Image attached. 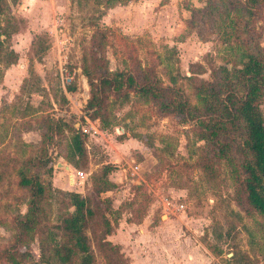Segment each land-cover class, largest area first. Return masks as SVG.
<instances>
[{
    "label": "rangeland",
    "instance_id": "rangeland-1",
    "mask_svg": "<svg viewBox=\"0 0 264 264\" xmlns=\"http://www.w3.org/2000/svg\"><path fill=\"white\" fill-rule=\"evenodd\" d=\"M207 3L103 1L100 17L84 0L0 1V28L10 33L8 39L0 36V69L9 50L18 55L0 78V264H45L38 237L53 223L56 197L44 205L34 234L20 238L16 221L26 214L30 193L19 186L17 171L33 157L50 161L31 171L51 183L47 171L59 161L56 152L62 163L91 172L84 196L94 212L86 234L95 264H264V218L248 205L238 182L243 160L238 130L228 126L206 142L200 134L211 130L193 119V106L203 113L197 88L212 85L221 96L224 75L217 67L230 69L252 39L242 34L227 46L223 27L227 21L239 23L235 13L227 19L197 15L196 25L190 24L192 9ZM260 12L252 21L258 32L253 43L264 49V0ZM62 69L73 77L66 96ZM117 72L138 83L150 74L171 90L164 98L140 96L126 82L120 94L108 92L104 129L92 111L87 114L89 80ZM126 91L130 98L123 104ZM184 102V112L174 107ZM163 103L173 107L167 110ZM260 109L264 117V99ZM62 118L69 133L83 135L87 159L79 169L65 158L70 155L66 141L54 135L52 125ZM85 118L102 135L83 133L89 127ZM106 164L113 167L108 180L114 186L101 192L92 175ZM163 197L182 203V212L164 213ZM233 253L237 257L230 260Z\"/></svg>",
    "mask_w": 264,
    "mask_h": 264
},
{
    "label": "trees",
    "instance_id": "trees-1",
    "mask_svg": "<svg viewBox=\"0 0 264 264\" xmlns=\"http://www.w3.org/2000/svg\"><path fill=\"white\" fill-rule=\"evenodd\" d=\"M103 1L109 5L112 2L126 4L129 0H84L85 3H92L100 17L103 15L100 9ZM261 6L262 0H208L205 8L192 9L190 24L196 25L197 15H201L200 18L212 16L217 19L222 16L228 18L229 15L235 13L239 18V23L233 22L230 26L227 21L223 27L224 41L227 46H229V41L231 46L233 41L239 39L242 34H252V39L249 40L250 47L246 52L240 53L238 61H235L230 69H227L226 66L217 67V70L224 75V82L221 84V87L225 88L223 94L219 96L215 87L202 84L197 88V96L203 113L200 112L197 105L192 109L196 113L193 119L197 121L198 125L208 132L211 130L209 134L201 132L200 139L203 141L207 142L217 138V132H225L228 126L233 131L238 130L241 138L239 152L243 156L240 172L242 179L238 181L239 186L246 196L248 205L264 218V117L260 109L264 99V49L253 43V35L257 31L252 25V21H257L260 17ZM9 34L3 27L0 28V36L8 39ZM3 43L0 40V54L3 53L1 49ZM7 57L4 68L0 69V78L2 70L16 64L18 60V55L13 50L8 51ZM1 59L4 57H0V62H3ZM238 66L239 68H237ZM232 77L234 81L230 82L229 79ZM126 82L127 88H133L140 96L152 95L156 98H164V93L171 90V88L160 86L159 81L150 74L144 75L140 83L135 82L129 74L125 75L121 72L102 74L96 80L90 79V98L86 104L87 114L92 111L90 116L99 119L104 129L108 126V120L104 113L107 107L108 92L113 96L120 94ZM70 90H74V88H70ZM123 98L122 103L124 104L129 101L130 94L126 91ZM161 106L170 110L173 104L163 103ZM174 107H178L180 112H184L188 104L186 102L177 103ZM52 128L55 137L66 141L65 146L70 151L69 157H65L66 160L74 162L73 166L79 169L87 159L83 135L80 130L69 133L68 126L63 120H58L52 125ZM67 133L69 134L67 135ZM44 136L41 135L42 141L45 139ZM238 145L240 146V143ZM219 150L222 152L220 154L227 153L226 150ZM56 156L63 157L57 152ZM75 158L77 161H74ZM49 162L42 163L33 157L17 171L19 186L29 189L30 193L27 212L16 221L17 235L21 238L24 233L31 236L34 234L38 219L45 212L44 205H50L49 200L54 194L56 206L53 223L38 237L41 261L45 264H73L75 262L77 264H95L94 254L86 234L89 219L94 214L89 205L90 200L76 192L53 189L51 183L45 181L41 174L31 171L32 167L36 168L40 165L46 167ZM112 170L111 165H105L99 173L92 175L101 192L109 191L114 186L108 180ZM47 174L48 176L52 174L51 169H48ZM1 181H3L2 175L0 176ZM236 257L237 254L233 253L230 260H234Z\"/></svg>",
    "mask_w": 264,
    "mask_h": 264
},
{
    "label": "crops",
    "instance_id": "crops-1",
    "mask_svg": "<svg viewBox=\"0 0 264 264\" xmlns=\"http://www.w3.org/2000/svg\"><path fill=\"white\" fill-rule=\"evenodd\" d=\"M61 89H62V92L66 96V94H67L66 90L62 87V85H61ZM61 120L64 121L63 118ZM97 130L99 132L98 134L102 135L103 132L99 131V129H97ZM90 135H94V134L92 133ZM28 136H29V134H28ZM22 140L25 143H27V144H31L28 141V139H26V136H24ZM4 144H6V142ZM57 158L59 159V161H56V163H54V164H52L51 166L48 167V169H51V171H52V174L50 175V177H51L50 181H51L52 188L53 189H58V190H61V191H71V189L68 188V186L77 187L79 190L75 191V192L80 194V195H82V196H84L85 191H87L89 189V187H90L89 185H86L84 183L87 181V179L90 176L91 172H89L87 174L84 173V174H86V178L83 181H81L79 178H77L75 176V172L77 170L72 168V166L70 164H67L66 162L62 163L61 160H60L62 158H59V157H57ZM59 165H62V166H59ZM106 165H108V164H106ZM65 176H66V178H65ZM167 215H169V214H167Z\"/></svg>",
    "mask_w": 264,
    "mask_h": 264
},
{
    "label": "built area",
    "instance_id": "built-area-1",
    "mask_svg": "<svg viewBox=\"0 0 264 264\" xmlns=\"http://www.w3.org/2000/svg\"><path fill=\"white\" fill-rule=\"evenodd\" d=\"M55 36H56V41L60 42L59 41V37L57 36L56 33H55ZM60 79H61V85L65 89V85L66 84H70V82L72 81L73 77L69 73H67L66 71H64L62 69V70H60ZM85 120L88 123L89 127H86L85 129H82V132L83 133H87V134H90V133L98 134L99 132H98L97 128L94 126L93 122H90L87 118H85ZM94 123H96V121H94ZM75 176L77 178H79L81 181H83L86 178V174H84L81 171H76L75 172ZM161 203H162L163 211L166 214H169V215H173V216L177 215L180 212H182V210L184 209V205L182 203H179V201H176V200H173V199H168L166 197H163L161 199Z\"/></svg>",
    "mask_w": 264,
    "mask_h": 264
},
{
    "label": "water",
    "instance_id": "water-1",
    "mask_svg": "<svg viewBox=\"0 0 264 264\" xmlns=\"http://www.w3.org/2000/svg\"><path fill=\"white\" fill-rule=\"evenodd\" d=\"M59 166H62V165H59Z\"/></svg>",
    "mask_w": 264,
    "mask_h": 264
}]
</instances>
